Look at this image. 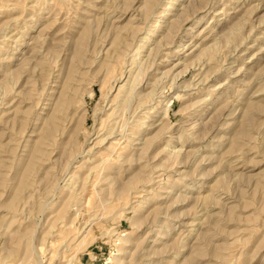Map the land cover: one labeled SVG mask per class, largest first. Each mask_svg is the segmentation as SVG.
Here are the masks:
<instances>
[{"label": "rangeland", "instance_id": "obj_1", "mask_svg": "<svg viewBox=\"0 0 264 264\" xmlns=\"http://www.w3.org/2000/svg\"><path fill=\"white\" fill-rule=\"evenodd\" d=\"M0 264H264V0H0Z\"/></svg>", "mask_w": 264, "mask_h": 264}, {"label": "bare ground", "instance_id": "obj_2", "mask_svg": "<svg viewBox=\"0 0 264 264\" xmlns=\"http://www.w3.org/2000/svg\"><path fill=\"white\" fill-rule=\"evenodd\" d=\"M112 12H113V11H112ZM149 38H150V37H149ZM149 38H148V39H149ZM146 39H147V38H146ZM142 62H143V61H142ZM122 77H123V76H121V77L119 78L118 81H120V80L122 79ZM120 89H121V88H120ZM105 140H106V139H105ZM82 241H83V240H82Z\"/></svg>", "mask_w": 264, "mask_h": 264}]
</instances>
